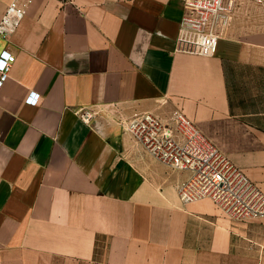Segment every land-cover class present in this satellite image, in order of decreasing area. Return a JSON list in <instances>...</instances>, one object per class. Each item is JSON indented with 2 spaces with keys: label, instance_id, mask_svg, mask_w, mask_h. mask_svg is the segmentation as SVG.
Masks as SVG:
<instances>
[{
  "label": "crops",
  "instance_id": "obj_1",
  "mask_svg": "<svg viewBox=\"0 0 264 264\" xmlns=\"http://www.w3.org/2000/svg\"><path fill=\"white\" fill-rule=\"evenodd\" d=\"M21 2L0 37L14 54L0 88V264H264V216L182 202L187 171L121 125L180 111L264 193V6L235 0L202 56L175 50L180 0Z\"/></svg>",
  "mask_w": 264,
  "mask_h": 264
},
{
  "label": "built area",
  "instance_id": "obj_2",
  "mask_svg": "<svg viewBox=\"0 0 264 264\" xmlns=\"http://www.w3.org/2000/svg\"><path fill=\"white\" fill-rule=\"evenodd\" d=\"M182 15L178 23L175 50L202 56L212 55L218 39L226 36L235 16V0H180ZM264 6V0H254ZM25 3L10 0L0 16V37L7 39L20 24ZM14 54L0 51V88L8 78ZM40 94L29 91L25 101L35 104ZM78 115L88 122L94 111L83 108ZM171 122L151 112L134 113L122 127L152 157L166 165L187 171L177 192L182 202L210 198L228 216L245 220L264 216V193L198 127L180 111Z\"/></svg>",
  "mask_w": 264,
  "mask_h": 264
},
{
  "label": "rangeland",
  "instance_id": "obj_3",
  "mask_svg": "<svg viewBox=\"0 0 264 264\" xmlns=\"http://www.w3.org/2000/svg\"><path fill=\"white\" fill-rule=\"evenodd\" d=\"M257 4V3H256ZM244 8H242V15H249V6L247 7L246 5H243Z\"/></svg>",
  "mask_w": 264,
  "mask_h": 264
}]
</instances>
